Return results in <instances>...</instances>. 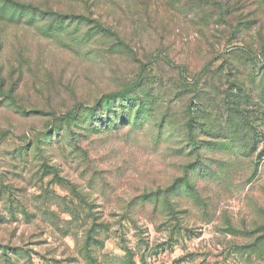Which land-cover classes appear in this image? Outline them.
Wrapping results in <instances>:
<instances>
[{"label":"rangeland","instance_id":"obj_1","mask_svg":"<svg viewBox=\"0 0 264 264\" xmlns=\"http://www.w3.org/2000/svg\"><path fill=\"white\" fill-rule=\"evenodd\" d=\"M13 1L0 264H264V0Z\"/></svg>","mask_w":264,"mask_h":264},{"label":"trees","instance_id":"obj_2","mask_svg":"<svg viewBox=\"0 0 264 264\" xmlns=\"http://www.w3.org/2000/svg\"><path fill=\"white\" fill-rule=\"evenodd\" d=\"M8 5L18 6V5H20V3H16L13 0H0V8H4V7L8 6ZM73 17H76V16H73ZM97 28L100 31H106V29H104L100 25H97ZM75 114H76V111H72V112L68 113V115H66V119H69V118H73L74 119L75 116H76Z\"/></svg>","mask_w":264,"mask_h":264}]
</instances>
